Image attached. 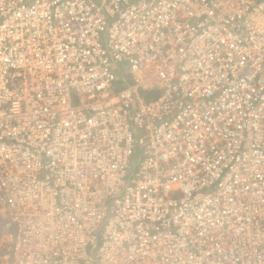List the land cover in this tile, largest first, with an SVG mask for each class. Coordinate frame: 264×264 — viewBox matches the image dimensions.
Instances as JSON below:
<instances>
[{
    "label": "built area",
    "instance_id": "obj_1",
    "mask_svg": "<svg viewBox=\"0 0 264 264\" xmlns=\"http://www.w3.org/2000/svg\"><path fill=\"white\" fill-rule=\"evenodd\" d=\"M0 264H264V0H0Z\"/></svg>",
    "mask_w": 264,
    "mask_h": 264
},
{
    "label": "rangeland",
    "instance_id": "obj_2",
    "mask_svg": "<svg viewBox=\"0 0 264 264\" xmlns=\"http://www.w3.org/2000/svg\"><path fill=\"white\" fill-rule=\"evenodd\" d=\"M136 161H137V157H135V158L133 159V164H135Z\"/></svg>",
    "mask_w": 264,
    "mask_h": 264
}]
</instances>
